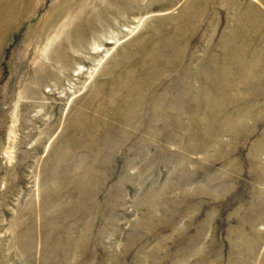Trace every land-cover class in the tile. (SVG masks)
Returning a JSON list of instances; mask_svg holds the SVG:
<instances>
[{
    "label": "rangeland",
    "instance_id": "374dc122",
    "mask_svg": "<svg viewBox=\"0 0 264 264\" xmlns=\"http://www.w3.org/2000/svg\"><path fill=\"white\" fill-rule=\"evenodd\" d=\"M0 264H264V0H0Z\"/></svg>",
    "mask_w": 264,
    "mask_h": 264
}]
</instances>
